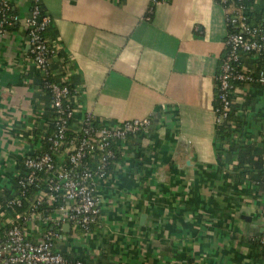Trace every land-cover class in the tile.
Returning <instances> with one entry per match:
<instances>
[{
  "label": "crops",
  "instance_id": "obj_1",
  "mask_svg": "<svg viewBox=\"0 0 264 264\" xmlns=\"http://www.w3.org/2000/svg\"><path fill=\"white\" fill-rule=\"evenodd\" d=\"M34 2L10 0L19 18L0 33V188L12 186L22 156L40 151L31 130L45 131L52 120L29 56L24 17ZM39 5L51 18L46 36L58 47L53 77L71 90V130L87 114L151 120L146 132L117 143L119 159L96 187L99 214L90 230L62 224L55 244L70 257L66 264H264L253 243L264 232V195L226 178L237 143L264 145V90L235 85L238 124L230 139L215 123L226 8L215 0ZM254 60L242 58L247 66Z\"/></svg>",
  "mask_w": 264,
  "mask_h": 264
},
{
  "label": "built area",
  "instance_id": "obj_2",
  "mask_svg": "<svg viewBox=\"0 0 264 264\" xmlns=\"http://www.w3.org/2000/svg\"><path fill=\"white\" fill-rule=\"evenodd\" d=\"M158 1L161 0H152ZM215 1L226 8L228 27L215 77V123L220 125L231 110L234 82L256 83L264 90V9L254 24L248 20L244 0ZM18 18L11 11L10 0H0V33L14 25ZM24 21L30 60L50 92L54 128L42 136L48 141L47 150L21 157L26 172L18 179L19 194L0 203V264H66L67 258L55 244L62 224L69 222L84 232L90 230L99 214L96 187L98 181L108 175V166L116 158L115 145L130 135L146 132L151 120L142 117L105 122L87 114L78 130L68 136L74 106L68 83L52 79L50 63L58 47L46 36L51 18L42 11L39 0H35ZM246 53L259 59L256 73L243 64L242 57ZM28 187L37 188L34 200L26 209L4 220L6 209L22 206ZM58 197L66 204L57 206L54 211L40 209L43 203L50 206ZM255 239L264 245L263 233ZM73 264L85 263L76 260Z\"/></svg>",
  "mask_w": 264,
  "mask_h": 264
},
{
  "label": "trees",
  "instance_id": "obj_3",
  "mask_svg": "<svg viewBox=\"0 0 264 264\" xmlns=\"http://www.w3.org/2000/svg\"><path fill=\"white\" fill-rule=\"evenodd\" d=\"M244 2L247 7L246 13L248 14V20L251 23L256 24L259 21L261 13L264 9V0H244ZM12 26L7 27L6 29H10ZM229 30H232V27H229ZM250 57H253V55L250 53H246V54H243L242 58H250ZM253 63H254L253 66H247L248 64L246 66L254 69L255 70L254 72L256 73L260 66L259 59L255 58ZM52 79L57 80L53 76H52ZM240 83L241 82H234L235 85L240 84ZM39 85L42 88L43 94L45 95V97L50 103V92L47 88L43 86L42 79H40ZM233 122H234V127H232ZM237 124L238 123L236 122L234 118L233 109L231 108L228 118L222 124L216 126L217 132L219 135H223V137H227L230 139V137H232L235 133V128L237 127ZM46 125L48 127L45 131H42V127L31 130L32 135L35 138L40 137L39 141L41 142L40 151L35 153L34 155H38L44 152L45 150H47L48 141L46 138L41 137L40 135L45 134V133L48 135L53 130L54 128L53 121L52 120L51 122L48 121ZM75 131L76 130L69 129L67 131V135L71 136L72 134H74ZM233 145H235V143H232V141L230 140L228 149L232 150L234 148ZM237 146H238L237 147V150H238L237 160L234 163L232 170L229 171V173H227L226 178L229 179L230 182H234L237 185L250 182L254 186L255 190L262 192L264 195V145L261 147H255L253 144L242 141V142L237 143ZM115 148L117 151V145H115ZM118 159H119V154L117 151L116 158L108 166V172L112 169L114 163L117 162ZM25 172H26V169L23 166V161L20 160L19 164L16 167V174L13 178L12 186L10 188L6 186L0 188V203H4L8 199L14 196H17L19 194L18 179L21 176H23ZM40 187L42 189L44 188L43 182L40 183ZM36 194H37L36 187H28L25 192L26 198L22 200V206L21 207L14 206V207H9L8 209H6L5 216L3 219L7 220L10 217L14 216L15 212H20L26 209L28 205L34 200ZM62 204H66V202L61 197H58L52 203V205L48 206L47 204L43 203L40 209L47 210V212L50 210L54 211V209L57 206L62 205ZM262 208L264 210V201L262 204ZM253 243L258 248L257 257L260 260H263L264 259V245L259 244L256 239L253 240ZM66 257L70 261V257L69 256H66ZM71 260L72 262L73 261L75 262L78 259H75V260L71 259Z\"/></svg>",
  "mask_w": 264,
  "mask_h": 264
},
{
  "label": "water",
  "instance_id": "obj_4",
  "mask_svg": "<svg viewBox=\"0 0 264 264\" xmlns=\"http://www.w3.org/2000/svg\"><path fill=\"white\" fill-rule=\"evenodd\" d=\"M65 226H69V224H68V223H66V224L64 225V227H65ZM263 231H264V229H263Z\"/></svg>",
  "mask_w": 264,
  "mask_h": 264
}]
</instances>
